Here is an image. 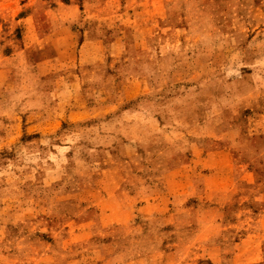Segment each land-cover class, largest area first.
Masks as SVG:
<instances>
[{"label":"rangeland","instance_id":"374dc122","mask_svg":"<svg viewBox=\"0 0 264 264\" xmlns=\"http://www.w3.org/2000/svg\"><path fill=\"white\" fill-rule=\"evenodd\" d=\"M0 264H264V0H0Z\"/></svg>","mask_w":264,"mask_h":264},{"label":"crops","instance_id":"0c3cea01","mask_svg":"<svg viewBox=\"0 0 264 264\" xmlns=\"http://www.w3.org/2000/svg\"><path fill=\"white\" fill-rule=\"evenodd\" d=\"M139 64H140V66H144V65H141V63H139ZM143 64H144V62H143ZM137 71H139V69L135 70V73H137ZM130 81L131 82H134L133 80H130ZM179 126H181V124L178 123L175 126L174 125L171 126V129H168V127H167V128H164V129H158V130H160V132L158 130L152 131L149 134L148 137H146L142 141L140 140L139 143L140 144H143V145L145 144V146L147 148L151 149L152 151L155 150V149H160V148L168 147V145L170 144V140H172L171 137H173V136H180L178 134V131H177L178 128H179ZM232 129L235 131V127H233ZM226 131H228V130H226ZM226 131H224V133ZM227 134H233V131L232 132H229L228 131ZM228 136H230V135H228ZM228 136L225 137L222 134L221 136L218 137V139L221 140V141L227 140V142H228V140H231V138H228ZM201 141L206 142V141H212V140H204V139H201ZM144 142H146V143H144ZM191 142H192V144L193 143H199L200 144V142L198 140H191ZM214 143H215V141H214ZM218 145H219V148L222 147V146H223V148H226V147L231 146V145L221 144L220 142H219Z\"/></svg>","mask_w":264,"mask_h":264},{"label":"bare ground","instance_id":"6f19581e","mask_svg":"<svg viewBox=\"0 0 264 264\" xmlns=\"http://www.w3.org/2000/svg\"><path fill=\"white\" fill-rule=\"evenodd\" d=\"M134 65L136 66V68H139V62L137 61L136 63H134Z\"/></svg>","mask_w":264,"mask_h":264}]
</instances>
